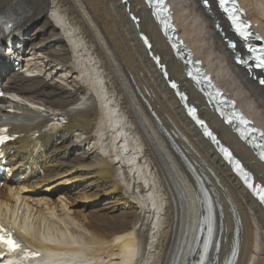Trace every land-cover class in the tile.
Wrapping results in <instances>:
<instances>
[{
  "label": "bare ground",
  "instance_id": "1",
  "mask_svg": "<svg viewBox=\"0 0 264 264\" xmlns=\"http://www.w3.org/2000/svg\"><path fill=\"white\" fill-rule=\"evenodd\" d=\"M101 1L92 10L91 0H0V20L18 13L8 38L20 53L19 62L35 73L25 78L10 64L0 65L14 81L9 92L18 96L0 100V127L18 135L7 146L16 155L1 180L0 221L12 224L27 248L52 255L58 264H196L208 221V194L214 236L207 264H228L233 249V264H264L262 207L187 117L140 34L166 66L168 80L187 93L201 119L263 186L264 165L187 80V68L174 57L143 1L127 0L129 12L140 20L138 29L120 0ZM202 1L170 0L178 34L218 86L264 130V88L235 66L224 43L232 38L227 23L213 0L209 10ZM238 1L264 39V0ZM102 8L110 12L114 28L106 33L110 49L130 56V67L145 77L144 88L153 90L147 96L129 74L118 79L108 39L89 11L100 14ZM241 50L239 45L236 51ZM25 100L39 108L22 105ZM59 118L66 124L47 131ZM35 133L39 138L31 144ZM39 140L46 142V150L38 153ZM62 184L68 185L67 192L59 188ZM77 190L78 197L73 194ZM56 191L58 198L48 203ZM108 197L114 199L104 203L105 213L88 210ZM120 206L132 212L116 214Z\"/></svg>",
  "mask_w": 264,
  "mask_h": 264
},
{
  "label": "rangeland",
  "instance_id": "2",
  "mask_svg": "<svg viewBox=\"0 0 264 264\" xmlns=\"http://www.w3.org/2000/svg\"><path fill=\"white\" fill-rule=\"evenodd\" d=\"M100 2H101V4H99L100 2H98V0H91V6L93 7L92 8V10H95L96 8H99L100 7V5H102V1L101 0H99ZM97 5V6H96ZM94 7H95V9H94ZM100 10H102V11H100V14H97V13H95L94 11H91V10H89L90 11V15H91V19H93L92 21L95 23V27L96 28H99L100 30H101V32H102V34H103V37H104V39H108L107 41H106V43H107V46H108V48L110 49V44H109V38H108V36H107V31L108 32H110V31H112L114 28L112 27V25L110 24V19H112L111 18V14H110V12H108L107 10H105V9H100ZM103 12L105 13L104 15H103ZM103 15V16H102ZM110 16V17H109ZM99 24V25H98ZM110 25V26H109ZM98 26V27H97ZM37 27V25H35V26H33L32 28H31V31H30V36L32 37V35H33V33H34V31H35V28ZM98 29V30H99ZM106 30V31H105ZM105 32V33H104ZM34 37H37V35L36 36H34ZM110 51H111V53H112V59H113V63L115 64V72H116V75H117V77H118V79H121V77L123 76H125V74H129L130 75V77L132 78V79H134V80H136L135 82L138 84V85H140V84H144V79H145V77H142L140 74H139V76L136 74V72L130 67V65L132 64V60H130L131 58H130V56H128L122 49H120L119 51H114V50H111L110 49ZM117 53V54H114V53ZM118 53H120V54H118ZM122 53V54H121ZM120 55V56H119ZM126 68H125V67ZM118 68V69H117ZM127 69V70H126ZM130 69V70H129ZM134 71V73H133V71ZM123 70V71H122ZM52 71H53V69H52ZM120 71V77L118 76V72ZM132 74V75H131ZM134 74V75H133ZM55 75L59 78H62L64 81H67V83L69 82V80L66 78L65 79V77L63 76L64 74H62V73H60V72H55ZM122 75V76H121ZM63 76V77H62ZM134 76H135V78H134ZM122 77V78H123ZM138 77L140 78V79H138ZM42 78H46L45 80L46 81H48V83H52V84H54V81L52 80V79H50V78H47L46 76H42ZM141 79H142V83H141ZM139 80H140V82H139ZM51 81H53V82H51ZM170 81H172V80H170ZM120 82L122 83V86L124 87V88H128V86H127V84L126 83H124V82H122L121 80H120ZM139 82V83H138ZM70 84H71V81L69 82ZM125 84V85H124ZM142 84V85H143ZM142 85H140L141 87H142ZM127 86V87H126ZM145 86L143 85V88H142V91H144V92H142L145 96H147V94L148 93H150L151 91L153 92V90H149V89H145L144 88ZM148 90V91H147ZM126 91V92H125ZM125 91H124V94L125 95H127V92H129V91H127L126 89H125ZM148 93H147V92ZM28 98V97H27ZM22 105H26L25 104V102H20ZM37 106H39V105H37ZM145 110H147V108L145 109ZM149 113H150V111L149 110H147ZM165 122H166V120L165 119H163ZM90 128H92V127H90ZM60 136V135H59ZM59 136L57 137L58 139H59ZM85 149H88V147H86ZM91 157L92 158H94V154H92L91 155ZM68 178H70V176H68V177H66V178H64V179H68ZM73 183H76V182H73ZM60 187L59 188H62L65 192H67V184H62V185H59ZM77 189V188H76ZM89 190H92V187H89ZM33 194V196L34 197H36V194H40L39 192H37V193H31V194H28V195H32ZM73 194L76 196V197H78L79 195V191L77 190L76 192H73ZM58 195H59V192L58 191H56V192H54V194H53V196L52 197H49V199L48 198H46V197H44V198H46V199H48L47 201H49L48 203H50V201H53V199H56V198H58ZM69 193H65V196L66 197H69ZM113 199H114V197H108V198H106V199H103L100 203H99V205L96 207V205H94L93 207H89V211H95L96 210V212H98V213H105L106 212V209H105V206H107V205H105L104 203H109V202H111V203H113ZM51 204V203H50ZM116 210H115V213L116 214H118V213H120V212H125V213H131L132 212V208H131V210H130V208L129 207H125V206H120V207H118V208H115ZM87 210V212H89Z\"/></svg>",
  "mask_w": 264,
  "mask_h": 264
},
{
  "label": "snow or ice",
  "instance_id": "3",
  "mask_svg": "<svg viewBox=\"0 0 264 264\" xmlns=\"http://www.w3.org/2000/svg\"><path fill=\"white\" fill-rule=\"evenodd\" d=\"M154 3L157 4H163V0H153ZM204 4L207 6L209 4V0H204ZM218 4L219 7L221 9H223V11L225 13L228 14L229 19L232 21L233 25L235 26V31L241 36L244 37L245 39L248 38L249 33L245 30L247 29L249 26L247 24H239V16L235 15V12L237 11L235 9V7H233L231 10L227 7V5L235 4V0H218ZM166 11V9H164ZM135 20V17L133 18ZM8 28H11L12 25L8 24L7 25ZM145 43H147V40H145ZM250 51H255L254 49L250 50ZM256 67L264 69V49L260 50L259 55H255L253 57ZM261 83H264V81H261ZM173 88L176 87V85L173 83L171 85ZM182 99H184V97H182ZM190 115L193 116V118H195V109H191L189 112ZM236 115V114H234ZM237 119L239 120V122L243 125H247L250 122L245 120L243 117L237 116ZM198 124H203V121L197 120ZM253 131H255L253 129ZM206 136L212 138L213 140H215V137L212 135V133L210 131L205 130L204 133ZM262 136H264V133H261ZM11 137H0V143H4L7 139H10ZM242 138H243V134H242ZM260 147H264V145H260ZM221 151L224 152V155L226 158L231 159V156L228 152L227 149H221ZM261 159H264V153H261ZM235 163V162H234ZM236 169L238 171L242 172V169H240V165L236 164ZM245 179V183L247 184V186L251 189L253 188L252 183L249 180V175L248 173H242ZM256 189L260 191V195H259V199L262 203H264V189H261L259 185H256ZM3 229H0V233H3ZM0 242L8 245L9 250L10 251H15L17 249H19L21 246L19 245L18 242H16L15 240L12 239L11 234L10 233H4V234H0ZM32 255H36V254H32Z\"/></svg>",
  "mask_w": 264,
  "mask_h": 264
},
{
  "label": "water",
  "instance_id": "4",
  "mask_svg": "<svg viewBox=\"0 0 264 264\" xmlns=\"http://www.w3.org/2000/svg\"><path fill=\"white\" fill-rule=\"evenodd\" d=\"M125 153L127 154V151Z\"/></svg>",
  "mask_w": 264,
  "mask_h": 264
}]
</instances>
